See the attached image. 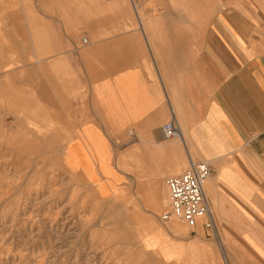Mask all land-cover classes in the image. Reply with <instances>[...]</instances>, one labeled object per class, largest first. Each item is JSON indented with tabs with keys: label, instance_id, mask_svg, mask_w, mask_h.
<instances>
[{
	"label": "crops",
	"instance_id": "crops-1",
	"mask_svg": "<svg viewBox=\"0 0 264 264\" xmlns=\"http://www.w3.org/2000/svg\"><path fill=\"white\" fill-rule=\"evenodd\" d=\"M106 2L117 3L91 21L87 0L91 118L125 121L158 201L187 157L211 164L204 190L213 226L206 215L184 231V257L198 247L216 264H264V0ZM37 35L34 63L55 86L65 74L56 68L63 54H53L59 36L45 28ZM173 116L180 142L162 130Z\"/></svg>",
	"mask_w": 264,
	"mask_h": 264
},
{
	"label": "rangeland",
	"instance_id": "rangeland-1",
	"mask_svg": "<svg viewBox=\"0 0 264 264\" xmlns=\"http://www.w3.org/2000/svg\"><path fill=\"white\" fill-rule=\"evenodd\" d=\"M113 3L91 0V21ZM88 22L87 0H0V264H216L198 247L184 257L191 226L162 220L167 182L161 202L146 190L145 152L125 121L91 118ZM44 28L59 36L56 82L75 101L34 63Z\"/></svg>",
	"mask_w": 264,
	"mask_h": 264
},
{
	"label": "built area",
	"instance_id": "built-area-1",
	"mask_svg": "<svg viewBox=\"0 0 264 264\" xmlns=\"http://www.w3.org/2000/svg\"><path fill=\"white\" fill-rule=\"evenodd\" d=\"M86 42L85 38L83 43ZM162 130L169 139L180 137L181 134L174 116L163 125ZM212 174L213 168L209 162L191 159L183 172L170 176L166 181L169 190V209L162 215V220L168 222L176 218L192 227L198 218L210 215L204 187ZM206 226L209 228L213 226L211 215Z\"/></svg>",
	"mask_w": 264,
	"mask_h": 264
},
{
	"label": "bare ground",
	"instance_id": "bare-ground-1",
	"mask_svg": "<svg viewBox=\"0 0 264 264\" xmlns=\"http://www.w3.org/2000/svg\"><path fill=\"white\" fill-rule=\"evenodd\" d=\"M54 76H56V75H54ZM62 77H63V76H62ZM60 78H61V77H60ZM53 80H55V78H54ZM55 82H56V81H55ZM58 82H59V81H58ZM61 82H62V80H61ZM54 85L56 86L58 92H60L61 95H64V94H65V95L67 96V98L64 97L65 95L63 96V98L65 99V101H68V102H70V100H71V101H75L73 98H71V97H69V96L67 95V93H68V92H67V89L64 90V89L67 88V87H65V86H63V85H61V84H58V83H57V84L54 83ZM78 106H79V105H78ZM88 134H90V133H88ZM74 147L76 148V146H74ZM74 147H73V148H74ZM75 148H74V150H77V151H78V148H77V149H75ZM81 149H82V148H81ZM81 149H80V150H81ZM80 150H79V151H80ZM71 151H72V150H71ZM77 151H74V152H76V154H77ZM79 151H78V152H79ZM79 159H80V158H79ZM163 205H164V204H163ZM174 226H179V224H176V223H175Z\"/></svg>",
	"mask_w": 264,
	"mask_h": 264
}]
</instances>
